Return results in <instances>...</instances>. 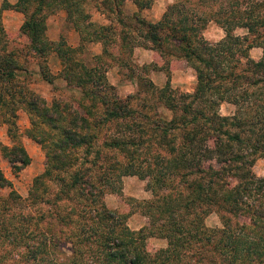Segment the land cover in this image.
I'll return each mask as SVG.
<instances>
[{"label":"trees","instance_id":"1","mask_svg":"<svg viewBox=\"0 0 264 264\" xmlns=\"http://www.w3.org/2000/svg\"><path fill=\"white\" fill-rule=\"evenodd\" d=\"M89 1L0 0V11L24 16L19 30L31 53L44 62L53 52L59 76L81 100L46 102L18 81L14 54L0 52V121L9 139L0 155L14 175L30 161L17 137L18 108L27 114L23 135L44 155L24 198L0 169V188H9L0 197V262L264 264V177L252 171L264 157V0H173L156 21L139 13L152 0H129L135 6L130 14L123 13L125 0H98L97 11L109 22L110 14L116 17L121 50H175L194 73L191 92H176L168 77L156 88L137 75L135 91L124 96L105 77L111 23L89 21ZM59 10L78 35L75 47L62 35L49 40L44 34L47 16ZM209 22L222 29V38L202 36ZM235 28L245 33L234 34ZM87 41L102 45L90 65L75 58ZM252 47L261 50L257 60L248 56ZM39 73L52 82L45 65ZM222 102L233 106L231 114L219 113ZM123 176L145 180L151 195L141 206L146 225L137 230L103 200L106 192L120 193ZM210 212L219 227L203 224ZM151 236L165 245L147 251L144 240Z\"/></svg>","mask_w":264,"mask_h":264},{"label":"rangeland","instance_id":"2","mask_svg":"<svg viewBox=\"0 0 264 264\" xmlns=\"http://www.w3.org/2000/svg\"><path fill=\"white\" fill-rule=\"evenodd\" d=\"M13 3L14 0H7ZM98 0H90L86 4V9L89 12V21L97 25H108L112 27L108 31L106 51L107 56L103 54L102 59L108 64L105 77L108 83L113 85L116 92L120 96L127 93H133L136 89V76H145L150 80L154 87L160 88L164 85L166 77L169 78L170 86L176 92H191L194 87L195 77L191 67L180 57L175 56L177 53L173 51L172 46L168 49L173 51L174 55L159 54L155 50L145 49L142 47H133L130 52L121 50L118 47L117 31L120 26L116 22L115 15L110 14L109 20L104 14L97 11L94 7ZM173 0H152L149 7L141 10L139 13L148 21H156L164 10L165 6ZM123 13L130 14L135 10L134 5L125 0L122 6ZM24 16L13 9H5L0 11V52L11 51L17 58L20 70L17 71V79L19 82L26 84L34 93L42 96L46 102L51 99H68L72 102H79L80 92L78 89L66 85L65 81L59 76L60 63L57 56L50 52L44 62H41L37 56H34L28 49V40L26 36L20 32L19 26L22 23ZM85 31H90L85 30ZM234 34L242 35L245 33L244 28H235ZM45 36L49 40H57L62 35L67 44L72 47L78 44V35L73 28L65 21L64 12L59 10L48 15L45 20ZM202 36L212 42L223 35L222 29L214 22H209L201 31ZM119 48V49H117ZM137 48V49H135ZM102 45L100 42L87 41L81 46L75 58H79L86 65L92 64V55L101 52ZM145 49V50H144ZM120 52V53H118ZM261 55L259 47H252L248 50V56L253 60H257ZM120 60V61H118ZM242 60H244L242 58ZM148 61V63L146 62ZM46 66L51 74L52 82L47 83L41 78L39 73L40 68ZM144 66V67H143ZM154 90V89H153ZM159 111L166 118L170 112L159 107ZM218 111L222 115L231 114L233 106L230 104L219 105ZM15 123L17 126V137L24 146L30 161L28 165L22 168L15 175L10 172L7 163L0 155V169L3 175L11 181V188L18 195L24 198L27 195V190L31 184L32 177L40 173L44 165V155L40 147L23 135V130L28 126L27 114L22 108L16 110ZM6 126L0 121V145H8L9 139L6 135ZM252 171L256 176L264 177V157L257 158L252 166ZM145 180L139 179L137 176H123L120 181V193L106 192L103 195L105 205L114 209L118 214L123 215L124 223L131 230H137L146 225V217L142 214L141 206L143 201L148 200L151 195L145 190ZM9 188H0V197L4 198ZM14 202V201H13ZM11 202L10 208L16 209V201ZM203 224L207 228H216L220 226L218 216L215 212L208 213L203 218ZM0 239V254L4 252V242ZM165 240L155 236L147 237L144 240V247L147 251L163 247ZM8 248V246L6 247ZM60 251L69 254L67 244H60ZM22 248H19V251ZM57 248H53L52 252H56ZM16 253V252H15ZM13 253L12 255H14ZM57 256L58 253H55ZM35 262V263H34ZM9 264V262H7ZM29 264H37L36 261L28 262ZM4 264V261L0 262ZM40 264V263H39Z\"/></svg>","mask_w":264,"mask_h":264},{"label":"crops","instance_id":"3","mask_svg":"<svg viewBox=\"0 0 264 264\" xmlns=\"http://www.w3.org/2000/svg\"><path fill=\"white\" fill-rule=\"evenodd\" d=\"M134 7H135V6H134ZM159 17H160V16H159ZM158 19H159V18H158ZM202 30H203V29H202ZM75 33H76V32H75ZM223 35H224V33H223ZM223 35H222V37H223ZM222 37H220V38H222ZM220 38H219V39H220ZM219 39H217V40H219ZM206 40H207V39H206ZM217 40H215V41H217ZM212 42H214V41H212ZM136 47L139 48V46H136ZM135 49H137V48H135ZM145 49H146V48H145ZM145 49H144V50H145ZM146 62L148 63V61H146ZM169 83H170V81H169ZM170 84H171V83H170ZM223 104H229V103H226V102H222V103H220L221 106H223ZM230 105H231V104H230Z\"/></svg>","mask_w":264,"mask_h":264}]
</instances>
